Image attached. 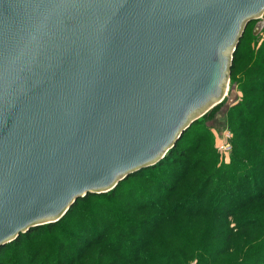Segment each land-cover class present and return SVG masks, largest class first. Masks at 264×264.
Wrapping results in <instances>:
<instances>
[{
	"label": "water",
	"instance_id": "1",
	"mask_svg": "<svg viewBox=\"0 0 264 264\" xmlns=\"http://www.w3.org/2000/svg\"><path fill=\"white\" fill-rule=\"evenodd\" d=\"M261 14L264 0H0V250L164 158L223 102Z\"/></svg>",
	"mask_w": 264,
	"mask_h": 264
},
{
	"label": "trees",
	"instance_id": "2",
	"mask_svg": "<svg viewBox=\"0 0 264 264\" xmlns=\"http://www.w3.org/2000/svg\"><path fill=\"white\" fill-rule=\"evenodd\" d=\"M256 23L232 62L230 85L242 96L225 113L228 164L209 124L220 103L154 165L7 243L0 264H264V36L254 35Z\"/></svg>",
	"mask_w": 264,
	"mask_h": 264
},
{
	"label": "rangeland",
	"instance_id": "3",
	"mask_svg": "<svg viewBox=\"0 0 264 264\" xmlns=\"http://www.w3.org/2000/svg\"><path fill=\"white\" fill-rule=\"evenodd\" d=\"M264 19V14L258 16L255 20L256 22L259 20ZM264 30L260 33L261 36L263 35ZM259 35V34H258ZM257 36V35H256ZM228 55H231V51L228 52ZM223 89H224V99L223 102L219 108V110H217L215 112V114L213 115L214 117L210 120L209 124L211 126V131L214 133L215 135V148H216V153L219 156L220 162L228 164L230 161V155H226V154H221L218 150H217V136H221V134L225 131V130H230L227 126H226V109L228 106H230L231 104L235 103L241 96V92H239L235 87H231L230 85V81L227 85V82L224 83L223 85ZM217 101V102H216ZM215 102H212L209 106H207L206 108L197 111L196 113L193 114L192 118H201L203 117L206 113L210 112L215 106L214 104L218 103V100H216ZM219 105V104H218ZM214 106V107H213ZM232 132V131H231ZM214 147V145H213ZM111 191V190H109ZM107 191V192H109ZM107 192H102V193H107ZM99 194V193H97ZM197 231V227L196 226H190V231H188L189 235H192L194 232ZM162 245L164 246V242L162 241Z\"/></svg>",
	"mask_w": 264,
	"mask_h": 264
},
{
	"label": "built area",
	"instance_id": "4",
	"mask_svg": "<svg viewBox=\"0 0 264 264\" xmlns=\"http://www.w3.org/2000/svg\"><path fill=\"white\" fill-rule=\"evenodd\" d=\"M217 150L226 155L233 151V134L230 130H225L221 136H217Z\"/></svg>",
	"mask_w": 264,
	"mask_h": 264
}]
</instances>
